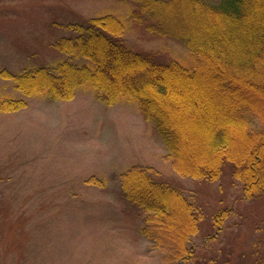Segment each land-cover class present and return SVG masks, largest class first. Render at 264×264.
Returning <instances> with one entry per match:
<instances>
[{
	"label": "rangeland",
	"instance_id": "rangeland-1",
	"mask_svg": "<svg viewBox=\"0 0 264 264\" xmlns=\"http://www.w3.org/2000/svg\"><path fill=\"white\" fill-rule=\"evenodd\" d=\"M137 6L0 0V264H264V202L245 198L233 165L215 182L183 177L136 100L120 97L109 105L91 84L71 100H51L23 94L1 75L68 59L52 48L54 41L75 36L70 25L105 14L120 20L121 40L131 50L192 66L186 46L151 31L145 16L135 17ZM6 98L25 107H5ZM133 165L152 169L156 181L179 189L201 215L188 262L170 260L142 234L147 214L121 188V175ZM222 210L227 216L217 226Z\"/></svg>",
	"mask_w": 264,
	"mask_h": 264
},
{
	"label": "trees",
	"instance_id": "trees-1",
	"mask_svg": "<svg viewBox=\"0 0 264 264\" xmlns=\"http://www.w3.org/2000/svg\"><path fill=\"white\" fill-rule=\"evenodd\" d=\"M130 1L138 5L135 17L145 16L151 31L186 46L192 66L163 64L131 50L121 40L120 20L105 14L70 25L75 36L54 41L52 48L68 59L1 75L23 94L51 100H71L85 84L109 105L120 97L134 99L178 174L215 182L229 163L245 198L264 202V0ZM7 100L5 107L14 111L25 107L22 100ZM121 188L125 199L147 214L142 234L170 260L188 262L193 253L188 243L202 218L185 195L138 165L121 175ZM226 216L220 211L214 224Z\"/></svg>",
	"mask_w": 264,
	"mask_h": 264
}]
</instances>
